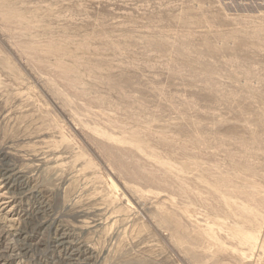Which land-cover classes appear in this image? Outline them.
Returning <instances> with one entry per match:
<instances>
[{"label": "rangeland", "instance_id": "rangeland-1", "mask_svg": "<svg viewBox=\"0 0 264 264\" xmlns=\"http://www.w3.org/2000/svg\"><path fill=\"white\" fill-rule=\"evenodd\" d=\"M5 166L0 264H264V0H0Z\"/></svg>", "mask_w": 264, "mask_h": 264}, {"label": "bare ground", "instance_id": "bare-ground-1", "mask_svg": "<svg viewBox=\"0 0 264 264\" xmlns=\"http://www.w3.org/2000/svg\"><path fill=\"white\" fill-rule=\"evenodd\" d=\"M2 172L3 173H2V177H1L0 181H2L1 187H3V189H5V191L0 193V197H3L5 195H11L12 194L11 190L17 189V187H18L16 184L17 182H15V180H13L12 177L14 178V177H17L16 175H19V172H16L7 166H5V168ZM7 203H8V198L6 200V197H5V199L0 201V209H4V207L7 205ZM61 231H62L61 229H57V234L55 233V243H56L55 247H57L56 249L61 248L60 250L62 252H65V254H67V257L65 259H67L69 262H77V261L80 262L81 261L80 260V256H81L80 248L78 247L77 249H75L77 246L75 247L74 242L69 240V234L66 232H61Z\"/></svg>", "mask_w": 264, "mask_h": 264}]
</instances>
